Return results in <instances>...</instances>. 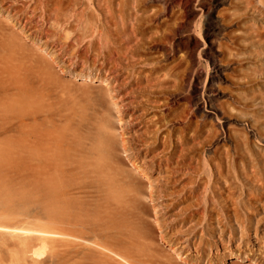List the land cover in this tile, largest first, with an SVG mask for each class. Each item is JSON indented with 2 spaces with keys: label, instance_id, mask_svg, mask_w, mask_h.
<instances>
[{
  "label": "bare ground",
  "instance_id": "6f19581e",
  "mask_svg": "<svg viewBox=\"0 0 264 264\" xmlns=\"http://www.w3.org/2000/svg\"><path fill=\"white\" fill-rule=\"evenodd\" d=\"M140 1H100L107 18L100 24L101 31L97 30L99 37L85 36L92 39L87 42V50L94 57L85 59L88 71H73L83 82L64 77L41 49L25 41L24 33L19 31L20 34L6 18L0 17V152L6 158L0 153V161H8L7 165L16 169L22 167L23 176L21 171L16 173L25 183L22 203L25 209L35 212H31L33 218L44 219L46 222L40 226L48 229H40L37 226L40 222L34 219L27 221L35 222V232L0 225V264H43L38 259L44 253H48L52 264H215L206 256L204 260L200 254H188L182 246L178 247V240L174 246L161 236L165 244L159 242L154 228L159 226L158 219L155 217L156 223L153 222L148 211V201H152L159 175L177 194L174 207L181 212H191L200 194L210 201L215 198L220 209L215 225L218 235L224 238L229 228L231 238L242 241L234 254L237 260H242V264H264V242L254 252L245 241L248 235L253 232L256 235L264 228V148L253 146L251 135L233 129L229 131L233 154L226 151V146L222 149L218 144L213 146L216 153L224 156L222 165L230 162L233 175L226 177L220 171L212 185L210 178L189 174L199 171L201 154L192 152H201L204 148L205 136L198 137L207 126L197 119L198 102L186 91L189 74L193 73L194 48H187L184 43L182 46L181 40L174 38L149 36V45L143 52L138 51L143 42L140 38L134 43L138 39L135 32L142 23L143 12H147ZM223 1L198 3L208 14L206 37L209 41L218 35L220 25L232 21L226 16L220 22L213 18L212 8L222 5ZM184 2L186 14L179 27L181 31H188L185 34L188 42H197L196 36L190 33L196 14L193 0ZM241 25L246 28V24ZM244 31L242 34L247 31L244 42L264 39L263 29L254 31L249 27ZM120 35H125L127 41L122 42ZM232 36L231 45L221 42L219 49H226L234 57L232 45L240 38L235 41ZM171 42L176 50L185 52V58L178 64L164 65L172 57L167 48ZM147 62L154 64L150 68L138 66ZM124 69H132L127 70L125 78ZM218 74L222 75L223 71H214L209 79L211 84ZM117 79H122V85H130V94L137 97L140 92L149 94H142L145 100L141 97L140 105L156 109L150 111L137 106L140 119L132 125L139 142L135 147L127 145L129 148H126L121 139L131 167L116 141L121 135H116L113 112L122 104L118 96L126 93L117 91L120 88L115 86ZM98 82L102 83L98 85ZM137 97H134L135 103ZM231 105L222 109L232 111L235 108ZM207 108L214 115L221 113L213 105ZM122 118L118 116L121 126ZM259 119L256 116L253 120V134L264 138V121H261L264 117ZM205 131L207 136L208 130ZM212 136L213 132H208V140ZM232 178L239 180L235 187ZM236 190L245 196L236 200ZM15 192L18 193L16 189ZM26 213L31 216L29 211ZM232 221L240 228L239 238ZM244 247L248 248L247 252L242 250Z\"/></svg>",
  "mask_w": 264,
  "mask_h": 264
},
{
  "label": "rangeland",
  "instance_id": "374dc122",
  "mask_svg": "<svg viewBox=\"0 0 264 264\" xmlns=\"http://www.w3.org/2000/svg\"><path fill=\"white\" fill-rule=\"evenodd\" d=\"M100 1L104 2V0ZM100 1L0 0V17L6 18L9 23L15 27L16 31L24 33V35L22 34L23 36H21L25 41L30 45L34 44L33 46L37 49H41L44 56L49 58V61L52 62V64L54 63L53 66L56 70L60 71L64 77L73 80L74 78H77L76 81L83 82L84 80H81L82 78L80 79V77L78 78L76 76L77 73L75 74L73 71L79 72L81 69L88 71L89 65L86 64L87 61L85 59L89 60L91 58L92 60V57H94L93 54H89L87 50V42H90L92 39L89 40L87 38L90 34L93 35L92 37H94V34L95 38L99 37V32L97 30L101 31L100 24H104L106 20L105 18H107L106 11L105 9H102V2ZM126 1L132 2V0ZM184 1L185 0L140 1V3L143 4L144 9L147 7L146 11L149 14L143 12L142 23L139 25L138 30H136L137 32H135V39L136 37H138V39H136L134 43L141 38L143 43H141V48L138 51L143 52L142 49H146L150 43V40H148L149 36L157 38L168 37L174 38V40H181L180 45L182 46H184L182 44L184 43L187 48H194L193 73L189 74L186 91L191 94L194 102H198V106L196 107L197 119L207 125L205 128L208 130L207 136L208 132H213V136L208 140L209 138L205 135V129L201 131L203 134L199 132V135L201 136L202 134V136L200 138L198 137V139H202V137L204 138L205 136V139H202L204 148L201 149V152L196 151L192 153L198 155L201 154L200 158L202 159V163L197 173L190 172L189 174L198 178H210L211 184L213 185L215 184L214 182H216V178L220 174V171L226 177L232 176L234 173L233 168L229 164L230 162L225 163L224 165L221 164V162L225 161L223 160L224 156L216 153L213 148L216 144H218L221 149L226 146V151L232 152L233 154L234 145L233 140L230 139L229 131L236 129L245 134H249L252 136L250 138V143L253 144V146L256 145L257 147L264 148V138L255 137L252 127L253 120L256 116L258 119L260 118L259 120L264 117V39L262 41L251 39L249 42L246 40L244 42L243 38L247 31L245 34H242L245 32L244 30L249 27H253L254 31L258 29L264 30V0H224L222 5L217 4L214 6L212 8V13L214 14L213 18L215 21L220 22L221 18L224 16L230 17L232 21L220 25L218 29L220 32H217L218 35L215 34L212 36L211 41L206 37V24H208L207 11L202 10L198 4L200 0H193V10L194 14H196L193 19L190 33L194 35V37L196 36L197 42L194 40L188 42L185 37L188 34V31H181L180 28L184 23L186 14V3ZM150 15H152L151 20L149 19ZM242 20H244V22ZM241 24H246V28ZM91 31L93 33H91ZM154 32L156 34L160 32V35L157 34L156 36ZM234 33L236 37L232 36ZM86 35L87 38L85 37ZM248 35H251V33L249 32ZM181 36L183 37L181 38ZM231 36L235 38H233L235 41L238 38L243 39L241 42L240 39L237 42L233 40L235 42V44L232 45L233 52L235 50L234 53H238L237 56L233 54L234 57H231L226 49H219V43L221 42L228 44L229 46L231 45L229 40ZM83 38L84 40L82 41ZM119 39L122 40V42H124L123 40H125V42L127 41L125 35H120ZM211 47L214 48L212 51L209 49ZM167 48L171 51L172 57L168 58L166 62H164V65L169 64L172 66L175 63L178 64L179 61L183 62L185 52H179L176 50L173 42L168 44ZM172 51L175 53L173 54ZM173 57L175 59H173ZM153 64V62L139 63L138 66H146V68H150ZM218 69L222 70L223 74H218L219 81L218 78H214L211 84L209 79L214 74V71ZM127 70L130 71L132 69L123 70V75L125 74L124 78L127 75ZM114 72V76H116V71ZM130 79L131 78L128 79L129 84L132 81V79ZM117 80L119 83L116 81L115 86L119 85L120 88H117L116 86L117 90L114 86L115 91L121 89L120 91H122V93H126L124 96L120 94L117 98L118 101L120 99L119 102L122 104L117 108V111L113 112V120L116 123V132L118 133H116V135H121L119 138L117 137V144L121 153H123L122 156L128 161V154L124 153L125 149L123 148V143L125 142L126 148L135 147L136 144L139 143L135 139L137 131L132 125L134 120L135 123L140 119V113L137 110V106L141 104L143 99L145 100V97H143L142 94L147 96L149 94L140 92V96L138 95V97L137 94L136 96L130 94V85L128 84L127 87L126 85L121 84L122 79L121 81L119 79ZM101 83L102 82H98L97 84L100 85ZM142 91L145 92V90ZM252 91H254V93ZM134 97L138 98L136 103ZM141 97L143 99H141ZM209 104L215 106L219 111L221 110V113H216V115L212 114L210 112L212 110L207 108ZM228 105L235 108L232 110L234 113L231 110L226 112L222 109L227 108ZM140 106L146 108V110H156L148 105ZM125 111H128L126 118L124 117ZM118 116L123 117L122 126L118 124ZM252 116H254L253 119H251ZM121 139H124V142L121 141ZM5 154L7 153L5 152ZM3 155L2 158H5ZM2 160L0 162H2ZM7 162H2L3 164L0 163V225L25 230L32 229L31 231H34L35 222L33 221L38 219L33 218L34 214L31 212H35H30V209L28 208V210L25 209L26 206L22 203V199H24V196L22 195H24L23 190L25 187L24 179L22 177L23 169L22 167L16 169L12 165L8 166L10 163ZM127 164L131 167L129 161ZM228 165L230 166L229 168ZM19 171H21L20 174H22V176L16 175ZM11 173L15 175L13 176ZM156 177L158 178L156 181V188L153 190L152 201H148V203H150L148 211L150 212L149 217L153 219V222L155 221V217L158 219L159 226H155L154 228L156 234L159 235L158 239L160 237L159 242H162L161 236H163V239L167 243L172 241V245L178 240V247L182 246L188 254L192 256L200 254L201 258L204 260L206 256L208 260H214L215 264L244 263L242 260H237L234 255L237 251L238 243L242 242L241 239H232L229 228L226 230V236L224 238H221L218 235L219 231L216 227V217L220 214V209L215 198L213 201H210V199H207V196L204 198V195L200 194L201 196L198 198V204L193 205L191 212H181L174 207V199H176L177 194L172 191V188L164 178H161L160 175L159 177ZM231 181H234L235 187L239 180L237 178H232ZM256 185L258 184L256 183ZM15 189L18 193L15 192ZM19 190H22L20 191L22 192L21 194L19 193ZM235 193H237L234 195L236 200H238L239 197L245 196L243 193L240 194V190H236ZM25 210L26 212L29 211L31 216L30 214L27 215ZM26 216L30 217L28 218ZM222 218L223 221L226 222L225 217L221 216V220ZM28 219H34L33 221H30L33 225H28V223H30L28 222ZM38 221L40 223L39 225L37 224V226H40L42 222H46L44 219H39ZM38 221L36 223H38ZM209 224L214 227H210ZM232 224H234L233 228L236 233H240V228L234 223V221H232ZM40 227L43 231L44 229L48 230L45 225L44 228L43 226ZM37 228L39 229V227H36V229ZM213 231L215 233H212ZM237 238H239V234ZM246 240L248 246L255 252L259 249L261 243L264 242V228L261 227L256 235L254 232L251 235H248V237L245 238V241ZM162 244L165 243L162 242ZM247 249L248 248L244 247L242 250L245 251ZM44 254L38 260L43 262V264H52V260L48 257V253Z\"/></svg>",
  "mask_w": 264,
  "mask_h": 264
}]
</instances>
